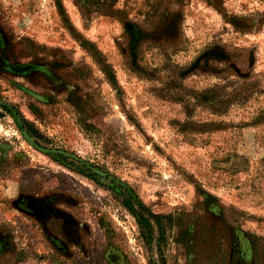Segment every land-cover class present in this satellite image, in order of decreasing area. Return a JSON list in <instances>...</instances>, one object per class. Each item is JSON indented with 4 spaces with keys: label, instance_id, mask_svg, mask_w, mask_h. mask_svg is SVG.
Segmentation results:
<instances>
[{
    "label": "rangeland",
    "instance_id": "1",
    "mask_svg": "<svg viewBox=\"0 0 264 264\" xmlns=\"http://www.w3.org/2000/svg\"><path fill=\"white\" fill-rule=\"evenodd\" d=\"M160 253L264 264V0H0V264Z\"/></svg>",
    "mask_w": 264,
    "mask_h": 264
},
{
    "label": "trees",
    "instance_id": "2",
    "mask_svg": "<svg viewBox=\"0 0 264 264\" xmlns=\"http://www.w3.org/2000/svg\"><path fill=\"white\" fill-rule=\"evenodd\" d=\"M217 56L218 55H214L215 58H217ZM127 208L133 214V217L137 221L138 225L141 227L142 234H143L142 238L150 244L153 240V233L156 232L154 231V224L158 225L160 229L162 228L161 227L162 224L160 222L156 223L155 221H153L151 217L145 215V213L142 214V212L136 211L134 206L131 203H128ZM158 245L159 246L162 245V239L158 240ZM160 255H161V262H162L161 264H164L163 254L160 253Z\"/></svg>",
    "mask_w": 264,
    "mask_h": 264
}]
</instances>
